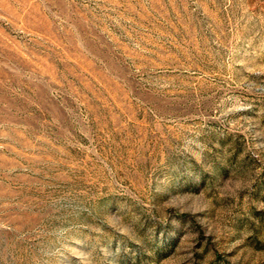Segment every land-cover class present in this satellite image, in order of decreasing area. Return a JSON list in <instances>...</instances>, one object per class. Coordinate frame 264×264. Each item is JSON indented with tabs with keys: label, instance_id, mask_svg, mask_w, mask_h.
I'll use <instances>...</instances> for the list:
<instances>
[{
	"label": "rangeland",
	"instance_id": "1",
	"mask_svg": "<svg viewBox=\"0 0 264 264\" xmlns=\"http://www.w3.org/2000/svg\"><path fill=\"white\" fill-rule=\"evenodd\" d=\"M0 264H264V0H0Z\"/></svg>",
	"mask_w": 264,
	"mask_h": 264
}]
</instances>
